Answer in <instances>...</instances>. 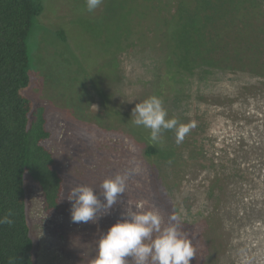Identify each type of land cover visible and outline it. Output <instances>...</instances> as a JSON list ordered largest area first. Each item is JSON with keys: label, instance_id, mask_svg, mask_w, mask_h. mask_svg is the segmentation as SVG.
Masks as SVG:
<instances>
[{"label": "rangeland", "instance_id": "1", "mask_svg": "<svg viewBox=\"0 0 264 264\" xmlns=\"http://www.w3.org/2000/svg\"><path fill=\"white\" fill-rule=\"evenodd\" d=\"M205 1L102 0L89 13L86 0H41L44 12L27 39L31 79L25 96L35 109H46L51 137L42 144L54 156L64 192L60 208L48 209L41 187L26 175L36 264H91L98 240L122 212L158 211L163 228L176 208L201 264H264V73L252 74L248 66V75L230 74L215 88L197 90L194 85L180 109H174V94H169L171 100L164 104L168 118L191 125L181 143L174 131L172 141L184 160L176 175H163L164 163L145 155L148 146H167L166 133L153 142L151 130L132 118L135 105L152 94L151 61L159 66L166 56L191 46L175 47L163 23L176 18L181 2L192 11ZM208 1L216 6L220 0ZM248 2H232L242 3L248 12L241 10L245 19L230 14L226 27L217 21L203 28L206 20L196 19L200 31L191 32L195 43L190 57L209 59L206 51L218 32L228 56L223 61L216 51L218 66L241 62L235 53L250 49L249 41L257 35L255 19L264 21L259 11L264 8ZM186 16L182 22H188ZM117 59L122 63L119 73ZM117 174H129L117 203L101 208L93 222H72L70 189L88 185L99 193L102 183ZM163 176L168 178L163 181Z\"/></svg>", "mask_w": 264, "mask_h": 264}, {"label": "trees", "instance_id": "2", "mask_svg": "<svg viewBox=\"0 0 264 264\" xmlns=\"http://www.w3.org/2000/svg\"><path fill=\"white\" fill-rule=\"evenodd\" d=\"M230 1L232 3L235 0H220L218 5L213 6L206 0L203 4L197 3L192 11L181 2L177 16H173L176 18L166 21L168 24L163 23L173 45L180 49L183 48L182 45L189 44L191 45L187 48L189 50L194 47L195 37L191 32L193 29L200 31V28H195L196 19L206 20L207 25L204 24L203 28L213 27L217 21L224 22L226 27L227 21L231 19L230 14V16L233 14L245 19L246 14L241 13V10L245 9L242 3L237 5L229 3ZM246 2L251 3L255 8H264V0H246ZM230 4L232 7L229 8ZM259 11L263 16L264 11L262 9ZM43 12L44 6L41 0H0V217L8 210L14 213L12 226L0 225V264H36L35 240L31 234L27 212L26 175H29L41 187L48 209L60 208V199L64 192L63 179L55 169L54 156L42 144L51 137L46 127V109L44 107L35 109L29 98L25 96L30 88L31 79L27 39L35 20L41 17ZM203 12L207 14H202ZM186 14L187 23L182 22L183 15ZM255 20L257 24L252 28L257 31V35H252L251 41H249L250 35L245 39L251 44L250 49L244 52L237 51L235 58H240L241 62H235L232 66L220 67L218 66L220 61L215 59L217 56L215 52L220 51L222 56L219 54V58L224 61V56L228 60L227 51L220 47L223 42L221 39L224 38L218 32L216 42L209 43L211 45L206 51L212 58L208 59L202 55L201 57L205 59L196 62L194 54L191 53L194 58L190 57V52L187 50L181 54L175 52L173 56H166L165 61L159 66L152 60L155 83L152 84L151 96L158 94L159 97L164 98L163 102L167 105L166 103L171 100L169 94L173 93L174 109H180L191 98L190 93L194 85L197 86V90L215 88L230 74L248 75L246 71L248 66L252 68V74L262 73L263 76L264 21L262 24L260 20ZM60 35L65 37L63 34ZM199 53L196 51L197 55ZM229 58L234 61V56ZM121 68L122 63L117 59L116 72L119 73ZM156 70L159 73H155ZM235 81H239L238 77ZM187 88L191 90L189 93ZM186 92L188 94H185ZM164 132L167 135V146L161 145L162 148L148 146L145 155L147 158L156 157L158 161L164 163L161 169L163 171H160L163 175L164 172L176 175L177 168L184 160L179 148L177 150L178 144L172 141L174 130ZM194 154L200 155L197 152ZM233 172L232 177L236 178L237 170L234 169ZM167 178L163 176L162 180L165 181ZM228 179L226 178L227 182ZM219 181H221L220 178ZM166 191L169 194L173 189L168 187ZM175 211L178 215L180 214L178 208ZM181 230L184 231L185 227L181 226ZM194 247L196 248L195 245ZM201 259L196 249V257L191 264H201Z\"/></svg>", "mask_w": 264, "mask_h": 264}, {"label": "clouds", "instance_id": "3", "mask_svg": "<svg viewBox=\"0 0 264 264\" xmlns=\"http://www.w3.org/2000/svg\"><path fill=\"white\" fill-rule=\"evenodd\" d=\"M101 3L102 0H86V9L91 13ZM132 118L137 126L151 130L153 142L160 139L163 131L174 130L176 142L181 143L191 128L174 117L168 118L162 98L156 95L137 103ZM128 176L117 174L106 179L99 193L88 185L71 188L67 199L72 203V222H93L101 208H112L125 193ZM13 216L12 210H8L0 217V225L12 226ZM180 219V215L173 214L168 226L162 228L158 211L122 212L117 222L98 240V253L91 264H129V257L134 264H191L196 248L181 230Z\"/></svg>", "mask_w": 264, "mask_h": 264}]
</instances>
